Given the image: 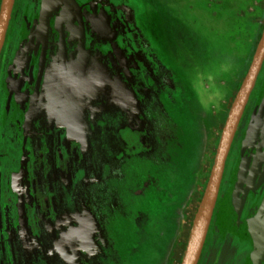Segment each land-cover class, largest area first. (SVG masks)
Masks as SVG:
<instances>
[{"label": "flooded vegetation", "instance_id": "1", "mask_svg": "<svg viewBox=\"0 0 264 264\" xmlns=\"http://www.w3.org/2000/svg\"><path fill=\"white\" fill-rule=\"evenodd\" d=\"M40 1H37L34 33ZM86 1L102 3L103 9L113 15L115 26H107L106 32L99 34L87 30L82 24L84 2L81 0H74V4L65 1L59 10L67 6L66 10L64 8L68 15L67 28L71 26L73 36L77 37L83 51H95L99 55L118 82L116 92L121 91L127 96L132 111L126 110L114 97L111 105L104 107L100 97L104 90L98 93L100 98H96L99 102L93 114L98 121L95 126L90 124L87 128L92 134L91 145L95 151L90 168L86 167L80 138L53 140L47 133L30 131V117L42 94L48 68L54 69L51 73L54 89L63 98L70 92L73 76L66 55L70 41L64 36L59 10L51 12L44 36L35 39L33 34V56L29 70L24 74L23 101L15 110L21 125L15 145L11 147L0 135V264H125L132 246H129L130 242L117 238L118 233L113 226L123 217L130 221L131 230L143 227L148 220L147 215L139 211L131 219V209L126 211L124 205L115 206L120 186L125 188L126 197L130 194L129 188L133 185L138 187L136 166L130 167L119 161L125 155L148 154V161L152 163L150 167L157 171L158 165L172 163V155L175 154L170 148L178 150L176 140L180 127L173 119L172 110L179 109L181 101L173 72L161 64L162 60L136 25L125 0ZM14 4L15 0L0 48V74L9 71L6 86L0 89V124L10 116L11 92L19 61L15 47L8 46V50L7 47L3 50ZM203 4L214 20L212 27L217 36L218 50L226 55V64L231 57L236 59L228 67L231 73L229 92L219 108L217 131L214 133L217 143L230 103L262 31L264 0H205ZM4 51H7L5 55ZM12 58L15 62L10 66ZM262 58L224 158L216 197L195 264H216L223 249L219 239L221 233L241 241L249 240L250 231L264 216L263 213L256 222L253 214L264 193V149L258 163L251 161V166L249 162V170L247 168L239 178L248 142L257 137V147L259 144L264 146V54ZM82 104L86 107L91 105L87 101ZM85 112L89 113L87 109ZM106 153L113 161L107 158ZM76 167L81 168L88 180L85 183L87 196L81 200L80 210L75 213L81 216L80 220L94 217L93 225L79 224L76 214L71 215L64 206L62 208L52 187L53 175H67ZM204 167L206 165L201 167L203 175L196 194L187 199L180 211L167 264H178L180 260L201 195ZM151 173V169L146 170L139 178L141 189L138 193L142 188L155 185L156 177L153 178ZM82 228L88 230L87 239H82L85 235ZM78 229L82 230L81 237ZM61 234L64 235L63 244L68 257L63 252L61 255L51 252L52 246L48 244L59 239ZM252 247L255 246L251 244L249 250ZM34 255L37 257L33 258ZM245 257L246 254L238 264H246L250 257L246 261ZM261 264H264V257Z\"/></svg>", "mask_w": 264, "mask_h": 264}, {"label": "rangeland", "instance_id": "2", "mask_svg": "<svg viewBox=\"0 0 264 264\" xmlns=\"http://www.w3.org/2000/svg\"><path fill=\"white\" fill-rule=\"evenodd\" d=\"M37 1L15 0L3 47V50L6 47L8 50V46L15 47L18 51L16 56L19 55L16 79L11 92L10 116L5 118V123L0 124L1 138L11 147L17 141L18 129H21L18 113L15 110L23 101L24 74L28 72L32 61ZM81 1L84 2L82 24L87 30L99 34L106 32L107 26H115L113 15L103 9L102 3ZM174 1L125 0L136 25L162 60L161 64L173 72L179 86L178 94L181 101L179 109L172 110L173 119L180 129L176 140L178 150L170 148L175 154L172 155L171 164H160L155 171L154 167H150L152 163L148 161L150 159L148 154L142 153L125 155L119 161L120 164H127L130 167L136 166L135 182L138 187L133 185L129 188L130 194L126 197L125 188L120 186V190L117 189L115 206L124 205L126 211L131 209L132 213L129 214L131 219L139 211L145 213L148 220L143 227L137 229L133 227L131 230L130 221L123 217L113 226V229L117 230V238L130 242L129 246H132V252L128 255V262L125 264L168 263L169 247L176 234L180 211L187 199L193 197L198 190L197 186L203 175L201 167L205 165L210 167L216 143L214 133L217 131L219 108L229 92L228 79L231 73L228 72V67L233 60L236 61L231 57L227 65L226 55L218 50L217 36L212 27L214 20L204 7L205 0H177L173 3ZM66 7L65 5V10ZM64 8L59 12L61 23L65 28L64 36L70 41L66 49L67 59L73 70L70 92L66 98H63L55 91V81L51 75L54 69L48 68L49 74L43 81V91L30 117L29 129L32 133H47L53 140L80 138L83 141L86 167L90 168L95 151L91 145L92 134L87 128L90 124L95 126L98 121L93 116L94 108L99 102L98 99L96 100L98 93L104 90L100 96L103 98L104 107H109L112 103L111 98L114 97L126 110L132 111V108L127 96L121 91H119L121 93L116 92L119 89L118 82L107 70L99 55L95 51L86 52L80 48L77 37L73 36V29L70 28L71 26L67 28L68 15ZM6 53L7 51H4V55ZM14 62L12 58L10 66ZM8 73L9 71L0 74V89L5 88ZM85 101L91 105L86 107L82 104ZM86 109L88 114L85 112ZM256 140L257 137L247 144L239 170L240 179L248 166H252L251 161L258 163L264 149L260 144L257 147ZM154 151L152 153L156 154ZM106 156L113 161L107 153ZM149 169L152 170V177H156L155 185L142 188L138 193L141 189L139 178ZM257 169L258 166L255 171ZM87 180L79 167L74 168L67 175L51 177L52 187L57 193L62 208L64 206L71 215L76 214L79 224L82 222L93 225L94 217L80 220L81 216L75 213L80 210L81 200L87 196L85 184ZM205 180L203 178L201 189ZM82 230L85 234L82 239H87L88 230L85 231L83 228ZM82 230L78 229L80 237ZM63 239L64 235L61 234L59 239L48 244L52 246L51 252L60 255L63 252V255L68 257ZM219 239L223 249L216 264H238L245 254V261L250 257L246 264H261L264 257V216L249 233V240L241 241L229 237L224 232ZM249 241L255 246L252 250H249L251 246ZM26 245L31 248L27 243ZM30 251L33 253L32 250ZM35 257L37 256L34 255L33 258Z\"/></svg>", "mask_w": 264, "mask_h": 264}, {"label": "water", "instance_id": "3", "mask_svg": "<svg viewBox=\"0 0 264 264\" xmlns=\"http://www.w3.org/2000/svg\"><path fill=\"white\" fill-rule=\"evenodd\" d=\"M68 1L74 4V0H41L39 4V12L37 17V29L35 39H41L44 36L47 19L51 12L59 10L62 4ZM13 0H0V48L4 39L10 10ZM38 41V40H37ZM36 41V42H37ZM264 54V24L260 37L256 43L249 66L235 92L230 103L222 127L220 129L218 140L214 149L212 161L208 170V174L193 213L190 225L187 231L185 244L178 264H195L200 247L204 238V234L209 221L210 213L216 197L219 180L222 173L224 158L226 156L228 146L240 116L241 110L246 101L247 95L253 85L255 75L259 68L262 56ZM254 153V152H253ZM264 213V193L254 208V218H259ZM259 219L256 220L258 222ZM255 228V227H254ZM253 230V229H252ZM251 230V231H252ZM250 231V232H251Z\"/></svg>", "mask_w": 264, "mask_h": 264}, {"label": "trees", "instance_id": "4", "mask_svg": "<svg viewBox=\"0 0 264 264\" xmlns=\"http://www.w3.org/2000/svg\"><path fill=\"white\" fill-rule=\"evenodd\" d=\"M208 169H209L208 167H204V168H203V171H205V172H204L205 175H204V177H203L204 179H206V177H207Z\"/></svg>", "mask_w": 264, "mask_h": 264}, {"label": "bare ground", "instance_id": "5", "mask_svg": "<svg viewBox=\"0 0 264 264\" xmlns=\"http://www.w3.org/2000/svg\"><path fill=\"white\" fill-rule=\"evenodd\" d=\"M35 34H36V32H35ZM38 39H39V35H38V37H37ZM263 59V58H262ZM262 62V61H261ZM258 73V72H257Z\"/></svg>", "mask_w": 264, "mask_h": 264}]
</instances>
